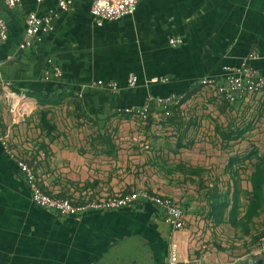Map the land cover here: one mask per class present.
<instances>
[{
    "label": "crops",
    "instance_id": "crops-1",
    "mask_svg": "<svg viewBox=\"0 0 264 264\" xmlns=\"http://www.w3.org/2000/svg\"><path fill=\"white\" fill-rule=\"evenodd\" d=\"M91 7L92 0H22L10 8L0 0L9 29L0 43V83L8 85L6 92L25 95L14 112L2 97L0 118L14 150L54 196L93 198L131 189L129 155L114 139L117 157L106 156L94 141L99 133L87 129L105 126L106 115L141 107L150 95L184 97L202 79L222 77L226 67L247 63L264 75V0H141L133 16L103 26ZM32 12L56 16L40 41L21 49ZM178 38L183 42L170 44ZM132 76L135 87L128 86ZM61 99L46 105L57 127L49 133L38 116L41 105ZM187 217L186 228L173 232L152 206L78 219L48 211L34 204L24 175L0 145V264H167L172 240L180 264H190L195 227L188 229Z\"/></svg>",
    "mask_w": 264,
    "mask_h": 264
},
{
    "label": "rangeland",
    "instance_id": "rangeland-1",
    "mask_svg": "<svg viewBox=\"0 0 264 264\" xmlns=\"http://www.w3.org/2000/svg\"><path fill=\"white\" fill-rule=\"evenodd\" d=\"M152 118L126 119L117 115L99 130L92 125L87 129L90 135L107 133L129 155V191L147 188L164 193L187 211L188 229L195 227L189 235L190 264H240L262 258L254 253L259 243L256 237L264 235V210L252 221L244 216L257 201L251 176L264 159V93L226 105L202 89L183 102L174 123L160 113ZM249 127L242 138L231 142L222 139L217 130ZM180 141L187 146L178 149ZM180 164L202 170L191 175L178 170ZM236 183V220L240 224L216 225L214 217H210L213 197L222 199L230 191L228 197L232 200ZM245 226L250 228L249 235H245Z\"/></svg>",
    "mask_w": 264,
    "mask_h": 264
},
{
    "label": "built area",
    "instance_id": "built-area-1",
    "mask_svg": "<svg viewBox=\"0 0 264 264\" xmlns=\"http://www.w3.org/2000/svg\"><path fill=\"white\" fill-rule=\"evenodd\" d=\"M8 7L14 8L22 0H2ZM42 3L46 0H36ZM141 0H92L91 13L97 26H103L106 22H113L124 17L133 16ZM60 6L63 10H68V3L61 1ZM56 14L48 16H39L32 12L26 18V39L21 45V49L30 48L34 42L40 41L42 35L52 28V23ZM9 38L8 25L4 18L0 16V43H4ZM182 39H171V45L182 43ZM251 58L256 59L257 55L252 54ZM51 64V62H50ZM56 77L61 76V70L53 69ZM46 80H49L47 75ZM137 78L132 76L128 81L129 87H135ZM98 85L106 87L111 91L119 89L115 82H98ZM8 85L0 83V99L6 98L11 105V111L14 112L19 104L25 98L24 94L16 95L12 92H6ZM200 86L212 92L219 101H226L234 105L242 100H247L256 95L264 93V75L258 72L247 63L238 68L226 67L222 77L205 78L200 81ZM183 96L170 95L167 97L148 96L145 104L141 107L126 108L121 113L130 114L132 117L140 120H147L152 108H156L165 117H169L172 109L181 104ZM0 145L3 147L7 156L15 162L20 172L24 175L32 201L38 207L48 211L56 212L65 217L80 218L89 212H112L120 210H135L145 206L155 207L161 212L164 222L173 232L182 231L186 228V214L181 205L171 196L151 192L147 188L132 190L128 193H115L102 197H82L61 198L47 193L42 187L41 180L35 167L30 165L24 158L19 156L11 145L10 135L3 126L0 118ZM256 257L264 258V237L259 240ZM167 264H180L179 245L174 240L169 246V256Z\"/></svg>",
    "mask_w": 264,
    "mask_h": 264
},
{
    "label": "trees",
    "instance_id": "trees-1",
    "mask_svg": "<svg viewBox=\"0 0 264 264\" xmlns=\"http://www.w3.org/2000/svg\"><path fill=\"white\" fill-rule=\"evenodd\" d=\"M202 89L203 88L201 86H199V87L195 88L193 91L186 94V96L183 97L181 104L172 109V113L169 116V119H171V122L174 123V119H173L174 115L177 112V110L181 107L183 102H185V100H187L192 95H194L197 91L202 90ZM243 101H245V100L239 101L238 103H242ZM61 102H62V99L59 100L58 102L43 103L41 105L44 109H42L39 113L40 120H41L42 126H45L47 129H49V133L53 132L54 130L56 131L57 127L55 124H53L51 122V119L49 118L51 111H50V109H46V105L57 106V105H60ZM221 102L225 103L226 105H230L226 101H221ZM238 103H236V104H238ZM236 104H234V105H236ZM77 111H81V108L77 107ZM155 113H157V109L152 108L151 113L148 116V119L149 120L153 119L152 117H155ZM117 115H122L126 119L136 118V117H132L130 114H124L121 112H118L115 115L114 114L113 115H106V118L110 119L112 116H117ZM79 117H81V116H79ZM249 129H250V127L246 128V129H242V130H240V129L230 130L229 132L225 131V130H221V129H217V130H218L219 136L222 139H225L228 142H231V141H235L239 138H242ZM94 141H99L101 144H103L105 146V148L103 150V154H105L106 156L117 157V147H116V144L114 143L113 137H111L107 133L100 132L98 137L95 138ZM186 146L187 145H184L180 141V143L178 144V149L185 148ZM232 161H234V159ZM177 169L178 170H184L185 172H189V174H191V175H198V174H200V172L202 170L200 167H198V168L186 167L183 164L178 165ZM251 183H252L254 192L256 194V197H257L256 200L257 201H256L255 205L253 207H251V209L244 216L246 218V220H248V221H252L254 218L259 217L264 210V195H263V193H264V159H261L260 162L256 165L255 170L251 176ZM235 187H236V191L234 192L232 200L229 199V197H228L230 191L228 192V194L223 196L222 199H221V197H213L214 202L212 205V211H211L210 217H214L213 220H214L216 225H222L226 222H230L231 224H234V225L240 224L236 220L237 216H238L237 208H238V202H239V189H238L237 183L235 184ZM131 191L121 192V193L125 194V193L131 192ZM149 191H151V190H149ZM151 192H153V191H151ZM58 197L68 198L67 196H58ZM185 214H187V211H185ZM244 228H245V232H246L245 235H249L250 234V228L248 226H245ZM262 237H264V235H262V236L259 235L258 237H256L258 242Z\"/></svg>",
    "mask_w": 264,
    "mask_h": 264
},
{
    "label": "water",
    "instance_id": "water-1",
    "mask_svg": "<svg viewBox=\"0 0 264 264\" xmlns=\"http://www.w3.org/2000/svg\"><path fill=\"white\" fill-rule=\"evenodd\" d=\"M240 264H264V258H260L257 260H248V261L242 262Z\"/></svg>",
    "mask_w": 264,
    "mask_h": 264
}]
</instances>
